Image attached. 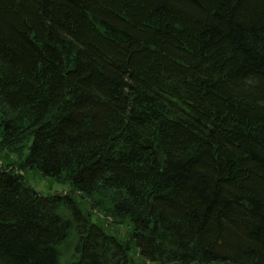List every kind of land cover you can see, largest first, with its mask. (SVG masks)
<instances>
[{"label": "trees", "instance_id": "16d2710c", "mask_svg": "<svg viewBox=\"0 0 264 264\" xmlns=\"http://www.w3.org/2000/svg\"><path fill=\"white\" fill-rule=\"evenodd\" d=\"M0 108V264H264V0H0Z\"/></svg>", "mask_w": 264, "mask_h": 264}, {"label": "rangeland", "instance_id": "374dc122", "mask_svg": "<svg viewBox=\"0 0 264 264\" xmlns=\"http://www.w3.org/2000/svg\"><path fill=\"white\" fill-rule=\"evenodd\" d=\"M29 141V138H25L18 142L7 143L5 142V139L2 138L0 130V166L5 169H12L14 171L17 170V172L25 178L27 183L42 195H49L56 192H65L69 190V185L68 183L64 182V180L48 178L41 175L39 172L25 169L21 166V161L26 154V148L29 144ZM114 195L115 193L110 190H102L99 194H96L94 198L102 201L98 205L100 208H102V206L104 207L105 205L109 204V201L114 197ZM76 196L81 202L82 208L90 211L91 221L104 224L106 230L109 233L115 234L120 239H125L128 232V229L125 226H111L109 222H106L108 220L106 219L103 210L92 208V205L88 202V198L84 199L80 197L78 193L76 194ZM66 251L67 253H64V257L68 258L70 250ZM133 257L137 262H139L137 255H135V252Z\"/></svg>", "mask_w": 264, "mask_h": 264}]
</instances>
